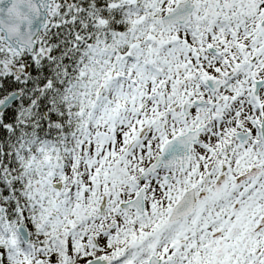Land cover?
I'll return each instance as SVG.
<instances>
[{
	"label": "snow or ice",
	"instance_id": "snow-or-ice-1",
	"mask_svg": "<svg viewBox=\"0 0 264 264\" xmlns=\"http://www.w3.org/2000/svg\"><path fill=\"white\" fill-rule=\"evenodd\" d=\"M0 264H264V0H0Z\"/></svg>",
	"mask_w": 264,
	"mask_h": 264
}]
</instances>
